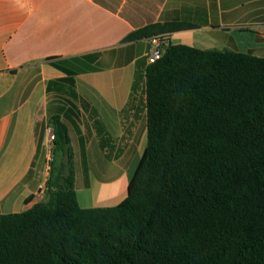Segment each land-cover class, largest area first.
Returning a JSON list of instances; mask_svg holds the SVG:
<instances>
[{"label": "trees", "instance_id": "1", "mask_svg": "<svg viewBox=\"0 0 264 264\" xmlns=\"http://www.w3.org/2000/svg\"><path fill=\"white\" fill-rule=\"evenodd\" d=\"M161 49L127 197L81 205L68 126L53 116L49 199L0 214V264H264V58Z\"/></svg>", "mask_w": 264, "mask_h": 264}, {"label": "crops", "instance_id": "2", "mask_svg": "<svg viewBox=\"0 0 264 264\" xmlns=\"http://www.w3.org/2000/svg\"><path fill=\"white\" fill-rule=\"evenodd\" d=\"M154 39L204 50L245 47L264 58V0H0V214L23 212L30 196L32 204L48 201L42 170L53 116L68 126L76 188L96 140L127 137L139 116L147 138ZM130 67L132 89L123 99L118 75ZM140 84L142 113L134 96ZM112 196L120 202L119 190Z\"/></svg>", "mask_w": 264, "mask_h": 264}, {"label": "rangeland", "instance_id": "3", "mask_svg": "<svg viewBox=\"0 0 264 264\" xmlns=\"http://www.w3.org/2000/svg\"><path fill=\"white\" fill-rule=\"evenodd\" d=\"M237 38V37H236ZM240 38V37H239ZM197 47V46H196ZM199 48L202 45L198 46ZM208 47V46H206ZM212 47V46H211ZM215 49L218 51H224L220 45H215ZM246 48H241L240 50L246 52ZM133 71L134 68L130 67L123 71L122 74L118 75V80L122 86L123 99L128 98L127 91L129 92L132 89L133 84ZM138 88V87H137ZM65 93L70 96H74L71 90H66ZM136 101L138 102L140 113H142L144 107V90L140 84L137 89ZM63 100H68V98L62 97ZM63 103V102H62ZM145 108V107H144ZM139 120L136 123V130L134 132H127V137L122 139L115 138L114 134H109L103 140H96V143L92 146L89 152V158L91 163L89 164V169L84 170L83 166L79 164L78 167V182L77 191L79 196V201L83 207L93 208V207H111L118 205L123 201L128 194V184L133 176L135 169L141 159L143 152L147 145V138L145 136L146 120ZM51 120V119H50ZM129 124V123H127ZM48 148L44 155L46 159L43 163L42 176L45 178L49 177L50 161L52 160V150L53 143L51 137V125L49 122L48 128ZM102 143L101 148L98 147V143ZM45 157V156H44ZM63 159L60 157L58 159V165L61 164ZM88 178H93L95 185L93 188L90 187L87 182ZM119 180V182H117ZM77 182V183H78ZM87 182V184H86ZM104 182L105 186L101 189L102 186L99 183ZM100 186V187H99ZM119 190L121 197L120 202L113 198V193H117ZM121 190V191H120ZM112 194V195H111Z\"/></svg>", "mask_w": 264, "mask_h": 264}, {"label": "built area", "instance_id": "4", "mask_svg": "<svg viewBox=\"0 0 264 264\" xmlns=\"http://www.w3.org/2000/svg\"><path fill=\"white\" fill-rule=\"evenodd\" d=\"M153 44L155 46L151 49V51L147 55L148 65L156 63L163 56L162 49H161V42H159L158 39H154ZM51 137L52 139H54L53 131H51Z\"/></svg>", "mask_w": 264, "mask_h": 264}]
</instances>
